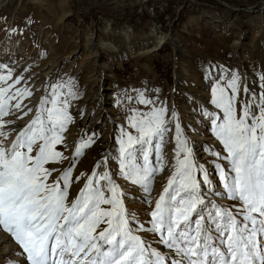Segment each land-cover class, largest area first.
<instances>
[{
    "label": "snow or ice",
    "instance_id": "snow-or-ice-1",
    "mask_svg": "<svg viewBox=\"0 0 264 264\" xmlns=\"http://www.w3.org/2000/svg\"><path fill=\"white\" fill-rule=\"evenodd\" d=\"M49 87L51 97L41 101L32 122L10 147L0 145V229L18 243L27 264H264V92L240 100L248 89L241 90L236 73L212 88L211 103L222 114L207 116L221 150L209 148L208 154L215 157L222 191L212 187L207 168L196 162L176 112L139 93L136 102L150 107L131 110L128 124L136 136L121 129L118 170L146 194L144 204L154 203L145 213L151 218L146 226L126 207L125 193L112 174L95 170L110 157L90 174L76 177L75 158L64 169L48 167L68 159L56 145L73 122L69 98L78 95L71 78ZM6 92L0 88V115L6 114ZM23 95L31 93L17 90L16 96ZM169 116L176 122L174 171L153 201L154 178L165 167L162 145L171 127ZM94 136L75 147L76 157L95 142ZM74 183L82 187L72 191ZM221 196L233 204L225 207L213 199ZM141 233L158 237L154 242L173 250L174 257Z\"/></svg>",
    "mask_w": 264,
    "mask_h": 264
},
{
    "label": "rangeland",
    "instance_id": "rangeland-1",
    "mask_svg": "<svg viewBox=\"0 0 264 264\" xmlns=\"http://www.w3.org/2000/svg\"><path fill=\"white\" fill-rule=\"evenodd\" d=\"M139 10L135 13L130 3L116 0H0V76L5 77L0 81V88L7 89L6 114L0 115V133H3L0 145L10 147L17 135L32 122L41 108V101L51 97L50 84L71 78L78 93L77 98H69L68 111L73 122L63 134V143L56 145L68 159L48 167L64 169L75 158L72 175L76 177L81 173L90 174L102 161L97 160L92 167L86 168L84 160L88 153L109 154L107 163L95 170L112 174L125 193L126 207L136 211L148 226L147 221L151 218L145 213L154 208V203L151 207L144 204L146 194L121 177L118 170L121 129L136 136V130L128 124L129 116L133 115L131 110L145 112L150 107L136 102L139 93L154 100L157 107L165 106L169 113L176 112L177 122L193 149L196 162L207 168L212 187L222 191V182L214 167L215 157L208 154L209 148L221 150V146L211 140L214 135L207 116L208 112L222 114L211 103L212 88L226 81L230 73H236L240 86L241 75H251L256 83H262L264 92V0H147L139 4ZM149 13H156L153 23L160 25L167 37L149 54L130 57L122 44L120 55L112 50L98 49L93 58L92 47L84 44L90 34L119 42L121 37L114 31L119 32L129 25L134 36L128 44L134 49L145 42V36L154 26L147 20ZM230 20L234 22V28L227 26ZM137 21L144 22L139 25ZM106 24L112 31L105 36ZM257 31L260 34L255 37ZM104 63L109 64L111 70H104L102 76L95 77ZM221 70L223 78L218 80L222 76ZM247 89L248 93L241 91L240 100H249L252 94L258 96L255 87ZM17 90H27L31 95L16 96ZM168 119L171 127L162 145L165 167L154 178L150 196L153 201L174 171L176 122L170 116ZM74 122L83 128L91 124L93 134L108 140L91 144L83 150L82 156L76 157L75 147L93 135L80 132L75 145L69 148L67 140ZM197 176L202 180L200 174ZM80 187L82 184L74 183L72 191H78ZM213 199L225 207L233 204L222 196ZM141 236L165 255L174 257L173 250L154 242L158 237L154 238L150 233H141ZM21 252L11 235L0 229V264H27Z\"/></svg>",
    "mask_w": 264,
    "mask_h": 264
},
{
    "label": "bare ground",
    "instance_id": "bare-ground-1",
    "mask_svg": "<svg viewBox=\"0 0 264 264\" xmlns=\"http://www.w3.org/2000/svg\"><path fill=\"white\" fill-rule=\"evenodd\" d=\"M62 1H64V0H62ZM141 2H147V0H141L140 2H138V9H139V4ZM155 18L150 19L152 21V24H154V26L151 28L150 33L145 36V42L141 45L136 46L134 49L129 47V44H128L129 41L131 40V38L134 36L129 25L123 26V29H121L119 32L114 31L115 33L119 34V36L121 37V40L119 42L116 41L115 39L105 40L104 37L102 38L100 35L94 36L93 34H90L86 38V41L84 44L86 47L87 46L89 48L92 47L90 50V54L93 56V58L97 56L98 49L112 50V51H115L117 53V55H120L119 51L121 49V46H123L122 44H124L125 52L130 57L135 56L137 54H149L152 51L156 50L159 46H161L167 39L166 35L160 30V28H159L160 25L158 26L155 23H153ZM227 26L234 28V22L232 20H230L227 23ZM111 31H112V28L110 27V25L106 24L105 28L103 30L104 35L106 36V35L111 34ZM235 32L238 33V31H236V30H235ZM259 34H260L259 31H257L254 35H255V37H257V36H259ZM234 43H236V41ZM177 47H179V45ZM150 59H151V56L148 57V63L150 62ZM104 70H106V71L111 70V66L109 64L104 63V65L101 66L100 70L97 71L98 74L97 73H96L97 75L95 74L96 75L95 77L102 76V72ZM83 78H84V76H83ZM240 79H241V86H240L241 88L243 85H246L247 87H249V86L255 87L259 91V94L261 92H263L262 83H256L254 78L251 75H241ZM241 94H243V93H241ZM114 100H115V98L113 97V101ZM91 126L92 125L90 124L88 126L86 125V127L83 128L77 122H74L71 125V129H70L71 135L68 136V140H67V142L69 144L68 145L69 148L73 147V145H75L76 138L78 137L80 132H84L86 135H89V136L93 135V133H92L93 127H91ZM185 126L190 129L189 125H185ZM83 129H84V131H83ZM207 133L211 134V132H209V131ZM94 138H95L94 144H100L101 141H107L108 140L107 137H105V139L100 138L98 134L95 135ZM214 139H215L214 137H211L212 141H214L215 143H218V141L216 139L215 140ZM218 146H219V143H218ZM107 155H109V154H107ZM107 155L106 154L104 155L103 153H97L95 155H91L90 153H88L87 154L88 158L86 156V159L84 160V162L86 163V168L92 167L97 160L103 161ZM106 163H104V165ZM218 201H220V199ZM105 207H107V206H105Z\"/></svg>",
    "mask_w": 264,
    "mask_h": 264
},
{
    "label": "built area",
    "instance_id": "built-area-1",
    "mask_svg": "<svg viewBox=\"0 0 264 264\" xmlns=\"http://www.w3.org/2000/svg\"><path fill=\"white\" fill-rule=\"evenodd\" d=\"M141 0H116V2H123V3H130V8H133V11H135V13H137L138 11H140L138 9V2H140ZM169 16V15H168ZM168 16L164 17L167 18ZM156 17V13H149V17L147 20L150 19H154ZM144 21H137V24H142Z\"/></svg>",
    "mask_w": 264,
    "mask_h": 264
},
{
    "label": "crops",
    "instance_id": "crops-1",
    "mask_svg": "<svg viewBox=\"0 0 264 264\" xmlns=\"http://www.w3.org/2000/svg\"><path fill=\"white\" fill-rule=\"evenodd\" d=\"M129 11H130V9H129ZM132 12V11H131Z\"/></svg>",
    "mask_w": 264,
    "mask_h": 264
}]
</instances>
